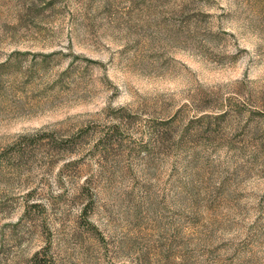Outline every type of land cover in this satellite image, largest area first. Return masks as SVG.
Wrapping results in <instances>:
<instances>
[{"label": "rangeland", "instance_id": "obj_1", "mask_svg": "<svg viewBox=\"0 0 264 264\" xmlns=\"http://www.w3.org/2000/svg\"><path fill=\"white\" fill-rule=\"evenodd\" d=\"M0 264H264V0H0Z\"/></svg>", "mask_w": 264, "mask_h": 264}, {"label": "trees", "instance_id": "obj_2", "mask_svg": "<svg viewBox=\"0 0 264 264\" xmlns=\"http://www.w3.org/2000/svg\"><path fill=\"white\" fill-rule=\"evenodd\" d=\"M69 141L63 142L61 145H58L59 148H61L62 150H67L69 148ZM90 228H94L92 225H90ZM37 257V255L35 256V258Z\"/></svg>", "mask_w": 264, "mask_h": 264}]
</instances>
